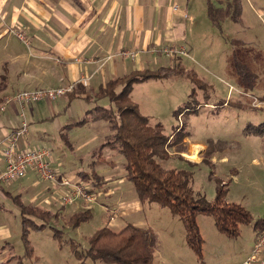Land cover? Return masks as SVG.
<instances>
[{"label": "crops", "instance_id": "0c3cea01", "mask_svg": "<svg viewBox=\"0 0 264 264\" xmlns=\"http://www.w3.org/2000/svg\"><path fill=\"white\" fill-rule=\"evenodd\" d=\"M190 3L191 0H0V108L6 97L14 96L20 91L66 87L76 82L75 87L82 85L85 94L75 99L83 100L87 97L90 102H94L93 97L100 86L133 71H155L177 66L187 70L184 60L195 55L198 48L199 54L206 59L216 55L217 50L213 49H221L222 42L219 37H215L216 33L208 34L205 21H201L199 8L196 3ZM218 3L216 8L223 5L222 2ZM206 9L207 5L205 18ZM16 33H22L27 44ZM168 47L183 49L185 54H175L168 58L163 53V49ZM126 52L135 53V58L123 56ZM235 74L234 80H237L239 75ZM254 75L256 82L248 91L264 106V102L260 101L264 95V85L258 87L261 77ZM81 79H86L87 82L78 83ZM150 82L155 80L134 85L133 88L151 84ZM132 93L133 89L130 96ZM70 94L59 98V103L56 104L40 102L26 106L23 110L18 105L10 104L3 111L0 110V173L5 168L2 151L9 142L12 127L22 120L28 124V133L18 141L19 150L42 147L40 143L50 142L49 138L55 134L60 135L65 126L78 122L73 121V115L71 118V102L75 99L69 98ZM104 100L110 106L107 99L94 103L101 106L100 102ZM134 103L139 109V104ZM226 104L221 101L215 107L223 108ZM46 110L48 115L45 114ZM61 117L63 122L60 121ZM49 122L54 124V132L45 127ZM249 124H264V116H257ZM65 135L68 138L67 132ZM256 146L258 150L252 154L259 152L260 159H252V165H261L264 170V135L244 136L236 151L253 157L248 151ZM106 149L103 148L101 154ZM224 156L220 159H225ZM52 167L65 176L59 170L60 164ZM122 170V173L109 176L106 181L97 172L103 181L102 193L108 200V205L101 203L104 205V218L109 220L106 215L113 216L112 223H107L104 227L113 232H119L127 224L146 227V220L140 217L144 213V207L135 198L133 189L125 183L123 162ZM234 179L239 181L238 176H234ZM17 181L0 189V264H17V258L24 255L20 211L12 202L11 196H19L25 205L47 207L52 213H57L58 218L65 223L74 213L89 209H79L75 204L63 205L57 188L48 183L42 187V184L37 183L40 180L34 171L28 170ZM248 183L254 192L251 198L254 201L247 200L244 203L239 198L240 202L234 203L243 206L250 213L252 223L239 226L238 237L230 239L235 241L232 244V254L219 264L244 262L251 254L260 229L259 225L254 227V224L264 217V182L260 186V182L252 175ZM245 195L242 193L240 197ZM84 206L83 201L80 207ZM137 218L139 220H134ZM49 227L53 228L50 224ZM28 238L32 242L31 233ZM34 255L36 254L31 259L24 258L23 264L28 260L31 264L35 262ZM262 256L264 258V253ZM158 263L163 264L162 261Z\"/></svg>", "mask_w": 264, "mask_h": 264}, {"label": "rangeland", "instance_id": "374dc122", "mask_svg": "<svg viewBox=\"0 0 264 264\" xmlns=\"http://www.w3.org/2000/svg\"><path fill=\"white\" fill-rule=\"evenodd\" d=\"M227 1L229 0H210L215 8L219 6L218 2H222L223 5L220 6L223 7ZM195 3L202 15L201 21H205L208 34L216 33L215 37L221 40V49L214 48L213 50H217L216 55L206 59L199 54L198 48L197 53L190 57L191 59L184 60L187 70L181 67L188 78L182 76L136 86L133 88L130 99L133 103L139 104V112L149 119L152 126L161 125L164 136L172 139L177 132L178 136L186 135L173 147L167 148L168 158L161 164L165 169L191 172V188L195 195H203L208 202H212L215 198L216 186L222 181L227 184L225 200L228 203L240 202L239 198L244 200V203L247 200L253 202L251 198L254 192L249 183L247 184L248 180L254 175V179L260 182V186L264 182L263 167L252 165V159L256 161L260 159L259 152L256 155L252 154L258 150L259 145L248 151L253 157L243 155L236 150L244 137L241 130L247 124L253 123L257 116H264V109H262L264 106L260 105L257 98L249 94L240 76L237 80L234 79L237 73L235 62H238L250 73L253 72L261 77L257 83L258 87L264 85V0H240V18L237 21L227 19L221 23V33L208 18H205L207 0H191L190 4L195 5ZM205 46L209 48V45L205 44ZM168 48L172 50L173 47ZM164 56L171 57L170 54ZM189 73L206 85L205 88H199L192 82L188 76ZM254 80L252 84H255L256 80ZM57 100L53 104L59 103ZM221 101L227 104L223 108H216L215 106ZM71 103L70 112L71 118L73 115V121H81L86 111L96 106L94 102L79 99ZM100 104L108 107L106 100L101 101ZM45 114L48 115L47 110ZM88 119L84 126L74 127L67 132L68 143H65L66 139L55 134L49 138L50 142L40 143V146L49 151L51 157L48 160L51 166L60 164L59 170L61 169L68 179L76 180H71L74 183L81 182L87 188V195L92 196L93 199L85 201L78 197L72 204L79 206V209L85 207L91 209L93 217L77 228L69 227L63 220L57 218L50 223V226H53L52 229L46 228L40 234L29 231L32 242L29 238L28 240L33 248V254H36L33 257L35 262L32 264H80L81 260L74 255L71 243L82 252L88 247L89 237L97 229L112 223L113 216L106 215L109 220L104 218L103 206L108 205V200L104 198L102 189L92 188V180L83 181L81 175L98 172L106 181L109 176L122 173L124 159L116 151L108 148L101 156L99 155L98 148L110 138L112 132L105 120L93 121L90 116ZM60 121L63 122L62 117ZM45 127L50 132L55 131L54 124L50 122ZM175 140L174 137L170 144ZM222 156L225 159H220ZM234 176H238V182L235 181ZM37 183L42 184L43 187L48 182L38 181ZM125 183L133 189L137 198L132 183L127 180ZM53 186L57 188L60 196L64 194L59 186ZM242 193L246 195L240 197ZM83 201L85 206L80 207ZM142 205L144 213L140 217L146 220L145 228H150L157 236L158 247L154 254V264H159V261L163 264H219L232 254V244L235 241L216 230L212 217L202 214L196 218L202 239L201 259H198L195 252L185 243L184 228L177 216L156 203L146 201ZM42 209L49 210L47 207ZM52 211L57 210L52 209ZM35 221L38 223L37 220ZM54 230L61 232L60 238L53 237ZM84 263L103 264L89 259H86ZM25 264L31 263L28 260Z\"/></svg>", "mask_w": 264, "mask_h": 264}, {"label": "trees", "instance_id": "16d2710c", "mask_svg": "<svg viewBox=\"0 0 264 264\" xmlns=\"http://www.w3.org/2000/svg\"><path fill=\"white\" fill-rule=\"evenodd\" d=\"M206 5L208 20L220 33L221 23L227 19L237 21L240 18V0L227 1L223 7L218 8H214L210 0H207ZM235 68L242 84L246 86L245 88H251L255 79L253 74L238 62H235ZM182 76L187 77L185 71L178 66L159 68L155 71H133L116 80H110L105 86H100L93 97L94 102L107 99L110 106L96 105L92 110L86 111V115L81 121L65 126L60 136L66 139L65 143H68L65 133L74 127L84 126L89 121V116L93 121L105 120L109 124L112 134L99 147V155L103 148H108L123 157L126 180L134 186L139 202L156 203L160 207L169 209L172 215L177 216L184 228L186 245L195 252L198 259H201L202 239L196 222L198 215L212 217L216 230L229 239L237 238L239 226L251 224L252 217L244 207L228 203L225 200L226 183L222 181L218 183L214 200L208 202L205 196L195 195L193 192L191 172L165 169L161 164L168 158L167 148L173 147L186 135L178 136L177 132L172 137V139L175 137L176 140L170 144L172 139L162 134L161 125L152 126L149 119L143 116L137 105L131 101L130 94L134 85L151 80H167ZM188 76L199 88H205L206 85L196 80L193 74L189 73ZM83 94H85V90L82 85H78L74 87L69 98H80ZM83 100L90 102L87 97H84ZM260 101L264 102V95ZM242 134L246 137L262 136L264 135V124L257 126L247 124L243 128ZM88 179L92 180V188L100 190L102 181L97 174L81 175V180ZM10 198L19 209L21 216V240L24 255L17 258V264H23L22 260L32 257L33 254V248L28 240L29 231L42 232L49 227L52 220L58 218V214L40 207L25 205L19 196ZM92 217L89 209L79 211L67 219L66 225L77 228L81 224L89 222ZM263 222L264 217L254 224V227L260 226L256 237L262 231ZM60 235V231L54 230V238H60ZM157 247V236L150 228L133 224H127L119 232H113L107 227L97 229L89 237L88 247L82 252L78 251L76 246L71 243L74 255L81 260L80 264H85L86 259L103 264H154Z\"/></svg>", "mask_w": 264, "mask_h": 264}, {"label": "built area", "instance_id": "2783aa9c", "mask_svg": "<svg viewBox=\"0 0 264 264\" xmlns=\"http://www.w3.org/2000/svg\"><path fill=\"white\" fill-rule=\"evenodd\" d=\"M17 37L25 42L22 33H16ZM163 53L175 55L184 54L183 49H176L175 47L166 48ZM123 56L135 58V53H123ZM86 79H81L78 83L85 84ZM76 83L66 87L55 88H40L35 90L20 91L14 96L6 97L3 101L1 111L4 110L6 105H18L23 110L26 106H31L40 102H54L58 98L71 93ZM23 117V114H22ZM28 124L22 120L18 125L12 127L9 142L2 155L5 162V168L0 173V189L3 186L10 185L11 183L21 179L28 170L34 171L39 180L48 182L52 185H57L62 189V203L63 205H70L75 199L81 197L85 201L93 199L92 196L87 195V188L81 182H72L67 177L60 175L49 163L50 153L47 149L37 147L29 150H19L18 141L27 135ZM264 222L260 234L256 237L253 249L250 256L240 264H264Z\"/></svg>", "mask_w": 264, "mask_h": 264}]
</instances>
